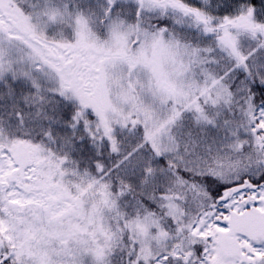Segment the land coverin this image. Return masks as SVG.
<instances>
[{
  "label": "snow or ice",
  "instance_id": "snow-or-ice-1",
  "mask_svg": "<svg viewBox=\"0 0 264 264\" xmlns=\"http://www.w3.org/2000/svg\"><path fill=\"white\" fill-rule=\"evenodd\" d=\"M0 264H264V0H0Z\"/></svg>",
  "mask_w": 264,
  "mask_h": 264
}]
</instances>
